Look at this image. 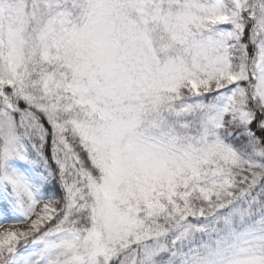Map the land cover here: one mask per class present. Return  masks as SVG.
<instances>
[{
  "label": "snow or ice",
  "instance_id": "snow-or-ice-1",
  "mask_svg": "<svg viewBox=\"0 0 264 264\" xmlns=\"http://www.w3.org/2000/svg\"><path fill=\"white\" fill-rule=\"evenodd\" d=\"M0 264H264V0H0Z\"/></svg>",
  "mask_w": 264,
  "mask_h": 264
}]
</instances>
